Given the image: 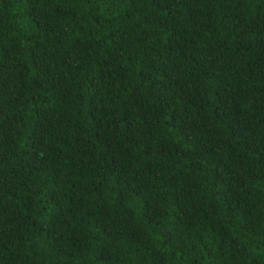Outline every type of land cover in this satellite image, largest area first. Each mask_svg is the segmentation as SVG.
<instances>
[{
	"label": "trees",
	"instance_id": "1",
	"mask_svg": "<svg viewBox=\"0 0 264 264\" xmlns=\"http://www.w3.org/2000/svg\"><path fill=\"white\" fill-rule=\"evenodd\" d=\"M0 264H264V0H0Z\"/></svg>",
	"mask_w": 264,
	"mask_h": 264
}]
</instances>
